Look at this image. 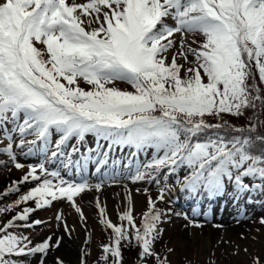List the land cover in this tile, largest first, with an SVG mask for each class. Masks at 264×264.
I'll return each mask as SVG.
<instances>
[{
    "label": "snow or ice",
    "instance_id": "6c2138e0",
    "mask_svg": "<svg viewBox=\"0 0 264 264\" xmlns=\"http://www.w3.org/2000/svg\"><path fill=\"white\" fill-rule=\"evenodd\" d=\"M176 34L181 40L169 62ZM195 34L202 41L186 46L185 38ZM257 74L264 85V0H0V132L7 140L0 153L17 170L24 167L13 152L12 133L18 132L16 147L27 144V154L51 150L50 161L79 177L69 181L43 163L30 165L0 193L6 197L35 182L14 203L0 207V216L9 214L0 221V264H24L21 258L37 254L44 264L61 238L33 244L18 230L40 225L31 214L58 200L70 202L83 220L75 198L118 183V172L102 171L116 147L134 149L133 157L152 150L150 160L137 163L133 183H151L161 174L167 179L183 169L182 187L195 195H219L228 184L238 195L264 191V134L258 131L264 95ZM81 80L88 90L79 86ZM117 81L132 91L109 87ZM246 110L253 111L246 127L206 120L242 117ZM54 133L59 138L53 146ZM29 135L34 139L26 140ZM86 135L95 137L97 147L80 152ZM73 138L77 143L66 151ZM89 164L96 165L92 173ZM90 175L99 182L90 183ZM124 199L118 214L124 223L118 226L97 198L100 223L112 232L100 259L121 264L122 243L134 241L142 261L155 257L166 264L154 251L163 223L156 202L149 198L138 226L131 195ZM29 202L34 207L19 208ZM56 220L62 221L60 213Z\"/></svg>",
    "mask_w": 264,
    "mask_h": 264
},
{
    "label": "rangeland",
    "instance_id": "374dc122",
    "mask_svg": "<svg viewBox=\"0 0 264 264\" xmlns=\"http://www.w3.org/2000/svg\"><path fill=\"white\" fill-rule=\"evenodd\" d=\"M68 1L73 2V0ZM75 2L81 4L85 3L86 0H75ZM174 39L177 42L176 48L168 53L169 62L171 61L172 54L175 53L179 47L181 36L176 34ZM191 39L192 35H188L185 38L186 46L188 44H191V46L193 45ZM178 63H183V60H178ZM181 75L183 76V72ZM79 82L83 81L81 80ZM251 82L250 79L249 84H251ZM118 89L132 91L131 88ZM263 93L264 92L261 91L262 95ZM262 119L264 120V111L259 113V121H262ZM131 152L132 151L129 150L126 152L128 159L133 157ZM140 154L142 155L137 158L138 162H147L152 157V150L149 149L147 152H141ZM135 163L136 161L133 163V166H135ZM135 169L136 167L134 170L125 173V176L120 174L118 183L104 184L100 192H96L95 190L87 191L86 193L88 194L84 192L78 199L75 198L76 205L82 210L83 220H81L80 214L71 207L70 203L65 204L58 201L57 205L60 206L63 211L62 219L64 221L62 223L51 220L49 221L50 226L48 228L43 227L36 230H31L30 228V230L22 232L29 237L33 244H37L43 237L49 236L53 237L54 240L58 237L61 238V241L63 240L62 246L48 252L47 256L44 258V264H56V260H61L65 264H80L82 260L84 264H88L89 261L93 260L95 264L101 262L99 260V253L102 255V252H100L99 249V241L103 238L108 241L110 236H112V232L111 230H105L98 219L100 216L96 207L97 198H99L100 206L105 208L107 218L115 223V221L118 220V214L123 212L122 210L126 207L127 202L124 198L129 194L132 199L134 217L140 214L146 197L152 200H158L160 205L159 210L163 214V223L159 225L162 229V235L155 242L154 251L160 257L161 261H166V264H264V224L261 223V220H264V201H262L261 204L254 203V200L249 204H246L244 201L242 202L240 199L242 194L238 195L231 184L226 186L225 191L220 196L217 197L216 195H212L216 196L215 201H209L207 199L209 196L207 193L201 192L199 195H195L183 189L182 181H179L177 187L172 189V191H169L162 185L149 186L147 185L149 184L147 181L133 183L130 176L134 175ZM13 170L15 172L17 171L14 166ZM3 174L4 172L0 171V193L6 188L9 182V176L6 177V175L4 176ZM175 174L182 177L186 175V172L181 169ZM160 176L165 178L163 174ZM170 178L171 176H168L167 179L164 180L165 183H167ZM245 183H247V179ZM125 189H127V192ZM161 193H163L165 198L159 200L158 196L161 195ZM252 193H254L252 194V198L254 196L259 199L260 197L261 199L264 198V191L255 190L252 191ZM247 194L248 192L244 193L243 197L245 198ZM249 198L250 197H248V199ZM10 200L11 199H8V197L0 196V207L11 204ZM176 200L185 201V206H182ZM237 204H239V206H237ZM225 206L228 207L227 210H224ZM208 209L212 214H232L233 217L231 219L218 224L220 226H235L237 229L234 232L227 231L229 235H224V228H213L217 229L220 234L214 236L209 244H205L204 242L205 245H203L201 251L197 248L198 242H196V246L195 243L189 245L183 236V239L180 240L182 242L179 243V239H176L173 233L179 230L180 226L188 227L185 223H180L181 218L187 216L194 219L196 218V213L204 215L207 213ZM240 209H242L241 214L239 213ZM255 209H259L260 212L252 213ZM8 215L9 214L6 213L0 216V221L6 220ZM46 215L49 216L50 213L47 212L45 216ZM121 223L123 224L124 222ZM238 224L240 226H238ZM65 225L69 230L68 232L65 231ZM168 228L170 229L168 230ZM199 231H202L200 234L198 233L199 236L206 239V231L203 229ZM168 232L171 234H168ZM123 243L127 244V248L124 247L123 249L121 264H157L155 257H149L142 261L139 257L140 250L135 246L134 241L131 244L128 242ZM69 244L75 247V257H68L65 260L61 251L63 250V252H66L69 248ZM81 249L82 251L80 252ZM169 249H171V251H169ZM136 255L138 256L136 257ZM21 259L24 261V264H40L39 254L30 258L23 257ZM108 264H111V258Z\"/></svg>",
    "mask_w": 264,
    "mask_h": 264
},
{
    "label": "bare ground",
    "instance_id": "6f19581e",
    "mask_svg": "<svg viewBox=\"0 0 264 264\" xmlns=\"http://www.w3.org/2000/svg\"><path fill=\"white\" fill-rule=\"evenodd\" d=\"M241 222H243V221H241ZM194 225H199L200 227H196ZM201 225H202L201 223H198V224H196V223H187L188 227L180 226L179 230H176L175 233H173V234H175L176 239H179V243L182 242L180 240L183 239V238H185V240L187 241V243L189 245H192V244L195 243V246H196V242H198V244H197L198 247L197 248H198L199 251H201L203 245H205L206 243L209 244L212 241V238H214V236H217L218 234H220V233H218L219 231L217 229L210 228L208 225H206V226H201ZM238 226H240V225L238 224ZM204 227H208V228H204ZM169 229L170 228H168V230ZM171 229H172V226H171ZM201 229L206 231V234H207V236H206L207 238L206 239H204L203 237L201 238L199 236V234L202 232V231L201 232L199 231ZM224 229H225V232L223 234L224 235H229V232H234L237 229V227H235V226H227ZM193 230H195V231H193ZM190 231H191V233H190ZM196 231H199V232H196ZM227 231H229V232H227ZM168 234H171V233L168 232ZM182 236H183V238H182ZM62 241H61V245L60 246H62ZM204 242H205V244H204ZM74 252H75V247H73L71 244H69V248H68V250L66 252L65 251L63 252V250L61 251V253H62V255H63L65 260L68 257L69 258L75 257L74 256L75 255ZM80 264H81V261H80Z\"/></svg>",
    "mask_w": 264,
    "mask_h": 264
},
{
    "label": "trees",
    "instance_id": "16d2710c",
    "mask_svg": "<svg viewBox=\"0 0 264 264\" xmlns=\"http://www.w3.org/2000/svg\"><path fill=\"white\" fill-rule=\"evenodd\" d=\"M256 81H257V85L261 88V91L264 92V85H262V84L259 83L258 74L256 75ZM263 95H264V93H263ZM251 117H253V112L251 110H246L245 115L242 116V117H238L237 118V117H233V116L228 115V114H222V118H223L222 120H219L218 118H216L214 116L206 117V120L209 123H222L223 121H228V123L230 125H232L233 127H246V126L249 125V123H250L249 118H251ZM262 121H264V120L262 119ZM258 131H259L260 134H264V124H261V126H260V124H258ZM99 243H100L99 244V249H100V252H101L102 246L105 245V244H109L110 242H109V240L107 241V240H105L103 238V239H100ZM124 247L127 248V244L126 243H122V245H121V252H123ZM99 256L101 257V253H99ZM137 256L138 255H136V257ZM122 259H123V257H122ZM99 260L101 262H99L97 264H104V261H102L101 259H99ZM88 264H95L94 263V260L93 261H89Z\"/></svg>",
    "mask_w": 264,
    "mask_h": 264
}]
</instances>
